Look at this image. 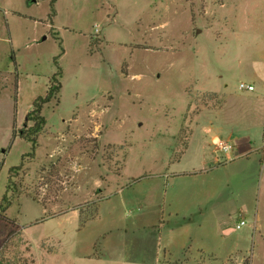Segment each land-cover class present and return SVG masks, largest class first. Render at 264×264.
Segmentation results:
<instances>
[{
  "label": "rangeland",
  "instance_id": "374dc122",
  "mask_svg": "<svg viewBox=\"0 0 264 264\" xmlns=\"http://www.w3.org/2000/svg\"><path fill=\"white\" fill-rule=\"evenodd\" d=\"M263 75L264 0H0L5 256L264 264V113L239 88Z\"/></svg>",
  "mask_w": 264,
  "mask_h": 264
},
{
  "label": "trees",
  "instance_id": "16d2710c",
  "mask_svg": "<svg viewBox=\"0 0 264 264\" xmlns=\"http://www.w3.org/2000/svg\"><path fill=\"white\" fill-rule=\"evenodd\" d=\"M60 75H61V72H58L52 78L51 86L49 87L47 95L45 97H40L35 101L34 108L30 112V115H29V120L33 122V126L31 128H28L27 133L25 131H22L20 134L22 138L30 139L33 142L34 146L36 145V138L35 137L43 130V127L46 124V119L44 118V116H42V110H43L44 106L47 103H49L53 98H57V96H58V94L62 88V84L59 80ZM186 134L187 133L185 132V135ZM31 136H34V137L31 138ZM18 169H20V167H16V168L11 169V173L18 170ZM10 204L11 203H10L9 199L5 195L3 197L2 202H0V222H4V223H10L11 222L12 223V220L8 219L4 215V212H6V210L10 206ZM181 253L183 254V256L187 257L185 259L186 261L192 260L195 264H197V258L193 257L194 255L197 257V253L200 255V258H198V259L202 260L201 251H195V250L191 251L190 247L189 248L185 247ZM5 254L6 253L4 252V248L2 249V247H0V264H14L13 260L8 259L5 256ZM96 258H101V257L99 256ZM192 258H194V259H192Z\"/></svg>",
  "mask_w": 264,
  "mask_h": 264
},
{
  "label": "crops",
  "instance_id": "0c3cea01",
  "mask_svg": "<svg viewBox=\"0 0 264 264\" xmlns=\"http://www.w3.org/2000/svg\"><path fill=\"white\" fill-rule=\"evenodd\" d=\"M249 2H250V0H248ZM264 76V75H263ZM250 84H252V85H254V83H250ZM255 86V85H254ZM255 88H256V90H255V92H254V94H253V96L251 97V99H252V101H250L249 103L250 104H248L247 106H246V108L247 109H249V108H251V109H258L261 113H264V83L263 84H259L258 86H255ZM220 138L219 137H215L214 139H213V142H214V144H215V142L217 141V140H219ZM216 145V144H215ZM247 152V151H246ZM245 151L243 152V153H241V155H239V156H246V155H248L249 154V152L248 153H246ZM238 156V157H239ZM203 157L204 158H206L207 156H206V154H204L203 155ZM202 157V162L204 161V158ZM234 159H235V157H234ZM263 162V160L261 159L260 160V165H263L264 166V163L263 164H261ZM137 197H138V195H137ZM141 198H142V201H143V199H144V201H143V203L147 206V208L149 209V210H151V209H153V208H155V204H156V200L154 201V203H153V201H152V198H151V195H141L140 196ZM136 198V197H135ZM149 213V212H148ZM148 213H143L142 215H138L137 217V219H139V220H144L145 218H146V216L148 215ZM124 231V230H123Z\"/></svg>",
  "mask_w": 264,
  "mask_h": 264
},
{
  "label": "built area",
  "instance_id": "2783aa9c",
  "mask_svg": "<svg viewBox=\"0 0 264 264\" xmlns=\"http://www.w3.org/2000/svg\"><path fill=\"white\" fill-rule=\"evenodd\" d=\"M239 88L240 90L247 92H255L256 90L254 85L245 82L240 83ZM215 144L220 151H223L227 154L230 153L233 148L229 142H224L221 139L217 140ZM242 226H245V222H241V224L237 226V229H240Z\"/></svg>",
  "mask_w": 264,
  "mask_h": 264
}]
</instances>
